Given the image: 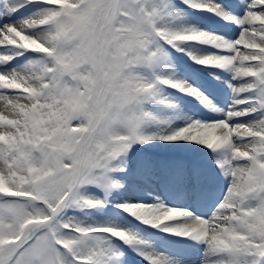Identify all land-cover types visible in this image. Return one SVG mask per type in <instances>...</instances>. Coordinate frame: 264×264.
Returning a JSON list of instances; mask_svg holds the SVG:
<instances>
[{
	"label": "snow or ice",
	"instance_id": "snow-or-ice-1",
	"mask_svg": "<svg viewBox=\"0 0 264 264\" xmlns=\"http://www.w3.org/2000/svg\"><path fill=\"white\" fill-rule=\"evenodd\" d=\"M0 264H264V0H0Z\"/></svg>",
	"mask_w": 264,
	"mask_h": 264
}]
</instances>
